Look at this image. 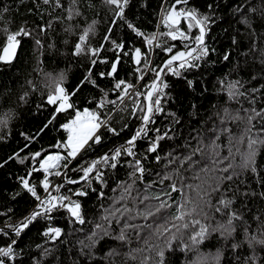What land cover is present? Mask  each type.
Returning a JSON list of instances; mask_svg holds the SVG:
<instances>
[{
    "label": "trees",
    "instance_id": "trees-1",
    "mask_svg": "<svg viewBox=\"0 0 264 264\" xmlns=\"http://www.w3.org/2000/svg\"><path fill=\"white\" fill-rule=\"evenodd\" d=\"M162 0H130L125 16L126 21L131 22L137 29L146 34L161 33L165 31L161 19ZM174 0H166L165 8L171 6ZM62 7L56 6V0H49L45 4L43 0H0V55L3 47L7 43V36L22 28L28 30L31 35H21V41L16 58L10 63L0 62V227H5L6 223H17L30 211L35 202L33 198L20 188L18 176H24L29 170L30 162L20 164L17 158L9 159L13 153H19L20 157L28 156L31 153L48 150L57 151L52 147L58 140L66 139V134L60 125L74 115L73 109L67 112L55 114V118L47 128L44 125L54 115V106L45 103L48 94L51 76L64 74L63 82L66 90L70 93L69 102L76 108L83 110L88 107L95 109V101L101 98V90L107 92L106 100H116L117 94L113 90L115 81L110 77L101 78L99 73L110 69V64L97 63L91 70V80L76 91L77 87L89 75L90 57L81 55L79 58L71 55L72 47L77 42L78 36L83 30L96 21L94 30L89 33L87 43L89 46H104V51L99 55V59H107L111 62L114 59L113 51L109 50L111 45L104 42V36L109 28V21L112 18L111 10L105 6L104 0H60ZM91 4L89 8L87 5ZM214 5L215 23L210 26V31L206 36V44L210 48H215V52L206 58V62H201L198 69L184 71L181 77H174L166 74L164 79L169 84L166 90L168 98L163 102L164 114L155 117V124L151 127L159 128L161 133L171 126L174 130V139H165L160 142V148L156 154H150L147 168L151 169L146 173L144 184L156 178V173L161 175L172 174L177 167L172 164L166 167L168 160L165 159L168 153L173 152L176 156H182L191 151L185 145L196 144V137H199L201 146L205 149L206 155L194 158V168L185 164L181 169V179L193 184V191L188 193L185 185V193L190 194L192 199H196L195 185L201 183L195 180L194 175L208 179L214 176L212 160L213 141L218 149L221 164L216 167H226L232 165L231 173L234 181L225 183L224 189L236 191L234 203L229 208L216 212L215 208L220 206L218 201L220 196L213 194L210 207L206 208L207 216H198L210 233L208 238L199 244L191 242L190 236L195 231H199V226L192 223L191 227L182 229V236L173 242L174 252L167 253L170 264H243L244 258L253 255L245 239L246 235H255L257 238H264V145L258 146L257 168L259 175L246 170L243 167V157L247 152L248 139L264 140V124L259 119L252 122L251 131L244 109L255 107L257 111L264 110V21L259 13L264 12V0H246L242 11L235 9L241 5V0H190L189 7L195 6L201 13H208L207 6ZM7 7V11L4 9ZM254 8L256 14L250 13L249 9ZM71 9L72 19L68 20V10ZM80 13V15H76ZM247 17L252 22L251 27L246 25L243 18ZM126 21H118L111 33V39L123 42L130 51L135 47H141L142 52H147V46H142V38L127 28ZM51 23V29L47 33L41 31L42 28ZM182 27L186 29V22H182ZM255 29V35L253 34ZM70 29V31H66ZM158 31V32H157ZM198 34V30L193 29L192 35ZM238 43L233 45L232 38ZM36 40L42 42V47L36 45ZM68 43L65 44L64 41ZM54 41L55 52L49 50V44ZM169 45H174V52L182 48L179 40L161 41ZM117 53L119 50H116ZM227 52L231 53L230 62L222 59ZM165 52L159 48H154V54L149 56L153 67L162 65L167 58ZM119 65L117 79H125L137 85L141 91V85H146L152 79V73L147 72L143 81H137L133 75L136 67L144 68L143 60L136 66L130 56H122ZM239 65L246 68L240 73L232 72L230 69ZM255 77V79H253ZM242 78L244 90L247 93L245 98L230 100L227 96V81ZM187 80L194 81L193 87H189ZM224 80L225 86L222 88L218 81ZM260 91L252 92V89ZM75 92L74 95L71 93ZM27 94V95H26ZM26 95V101H21V97ZM254 100V103H250ZM93 101V103H89ZM196 107L193 108L192 105ZM39 106V107H38ZM133 107L131 97L127 98L123 105L119 102L115 107L106 105L103 112L111 120L113 127L117 130L124 124L128 128L121 132L119 137L104 132L103 144L94 151L85 154L87 159H95L102 156L109 149L124 143L140 122L130 115L129 110ZM123 108V111H121ZM111 109V111H109ZM227 109L229 116H225ZM175 113L179 118V124H173L167 113ZM240 116L241 119H231V116ZM44 129L43 131H41ZM21 133L35 136L34 140L26 141ZM172 133H170L171 135ZM154 136V133L152 134ZM219 137V139H217ZM27 143V147L25 144ZM147 140L137 142V151L143 155ZM24 149V151H20ZM231 153V155H230ZM161 156L159 163L155 161L156 155ZM79 161L80 158L78 157ZM7 161V163H5ZM73 167L78 166L77 161H73ZM209 168V172L201 171L203 167ZM131 171L127 167V159L122 158L121 165L117 169H107L108 184L103 190L105 199L98 200L97 193L89 192L87 197L79 198L83 205L85 223L70 224L67 220V213L57 215L51 221V226L63 229L62 236L55 242L46 240L40 233L46 226V222L41 219L39 223L27 231L19 240L17 251L23 249V264L39 261V264H142L145 257L149 256L145 249L144 240L137 239L134 232L129 231V240L126 242L117 241L114 238L105 236L100 239L94 248L89 250L82 245L88 244V237L97 231L96 225L107 227L102 217L105 209L115 207H134L130 200H124L120 204L113 205L115 200H119L122 189L118 188L120 181L128 180V173ZM69 176H76V173L69 172ZM37 178H42L38 173L34 174L32 183L37 182ZM54 180V179H53ZM57 182H60L58 180ZM211 180L208 183L211 184ZM166 184L170 181H166ZM144 184L137 182L136 188L143 189ZM179 187V181H177ZM208 185H204L207 187ZM78 185H66L62 191L67 194L69 188H76ZM98 190L99 185H95ZM116 188L115 192L112 189ZM159 191V185L156 186ZM19 192L20 195L13 199ZM247 193V196L244 194ZM154 194V193H149ZM136 192H133V196ZM174 206L163 213L164 219H158V224H164L177 214L176 202L181 201L180 193H172ZM225 198H233L231 191L227 192ZM191 207V205H189ZM222 207V206H221ZM8 209H12L8 212ZM8 212L7 215L3 213ZM237 213L241 219H235L231 227L235 229L227 239L221 236L220 231H213L220 226L229 227L228 221L232 213ZM151 218L148 223H152ZM134 224H144L142 218L131 221ZM183 223V222H182ZM122 226V225H120ZM120 226L113 221L111 225L112 236L119 232ZM171 228V224L168 225ZM247 229V232L245 231ZM8 231L7 228H5ZM149 230H144L141 235L147 237ZM11 234V233H10ZM15 239L14 236H12ZM182 241V242H181ZM161 240L153 238L152 243H161ZM10 243L7 236L0 234V247ZM238 243L240 247L233 248L232 244ZM187 245L185 249L184 245ZM50 249L49 255H44L43 249ZM115 249L116 254L109 256L108 253ZM219 255V260H217ZM255 255L264 264V245H255ZM154 256V253H152ZM134 257V258H133Z\"/></svg>",
    "mask_w": 264,
    "mask_h": 264
},
{
    "label": "snow or ice",
    "instance_id": "snow-or-ice-1",
    "mask_svg": "<svg viewBox=\"0 0 264 264\" xmlns=\"http://www.w3.org/2000/svg\"><path fill=\"white\" fill-rule=\"evenodd\" d=\"M45 4L49 3V0H43ZM130 0H104L105 6H107L112 12V18L109 21V28L104 36V42L111 45L109 50L113 51L114 59L109 62L106 58L99 59V55L104 51V46L100 47L89 46L87 38L89 33L94 30L96 21H93L91 25L86 27L82 34L78 36L77 42L72 47L71 55L79 58L81 55L90 57L89 62V75L84 81L77 87L76 91H79L80 87H83L85 83L91 82L94 86L95 81L91 80V70L97 63L110 64V69L106 72L99 73L101 78L110 77L115 83L113 84V90L117 94L116 100H106L107 92L101 90V98L95 101V109L92 110L85 107L83 110L76 108L69 102L70 93L66 90L63 82L65 76L61 73L58 77L51 76L50 83L48 85L49 91L46 96L45 103L47 105L54 106V115L49 119L48 123L44 125V128L48 127L55 118V114L67 112L69 109H73L74 115L66 122L60 125V128L66 134V139L58 140L52 147L56 149L55 152H49L48 150L37 151L31 153L28 156L20 157L19 153H13L9 159L17 158L20 164L30 162L29 170L24 176H18L20 188L29 194L34 202L35 207L26 213L21 220L17 223H6V228H0V234L7 236L10 243L0 247V264H23L22 256L23 249L17 251L20 238L26 234L27 231L35 227L41 219L46 222V226L40 233L48 241L55 242L63 234V229L60 227L51 226V221L57 215L67 213V220L70 224L78 223L83 225L85 223L83 214V205L79 198L87 197L89 192L97 193V199H105L104 188L107 187L108 179L107 169H117L121 165L122 158L127 159V167L131 169L128 173L127 181H120L118 188L122 189L119 200H115L113 205L120 204L124 200H130L134 207H128L124 204L123 207H115L105 209V214L102 220L107 227H102L100 224L96 225L97 231H94L91 236L88 237L89 243L84 244L81 241V251L84 248L91 250L105 236L114 238L117 241L126 242L129 240V231L134 232L137 239L144 240L145 249H137V251L147 250L148 257H145L142 264H170L167 253L174 252L173 242L182 236V229L191 227L188 223V219L192 220V223L199 226V231H194V234L190 236L191 242L199 244L208 238V229L201 224L198 216H207L206 208L211 205V197L213 194H218L220 199L215 208L216 212H222V210L229 208L234 203L236 197V191L230 189H224V193H221L225 183L234 181V175L231 173L232 165L229 163L226 167L216 165L221 164V158L218 155V149L213 141V154L215 159L212 160L214 176L208 177V179H202L199 175H194L195 180H200L201 183L195 185L196 199L193 200L190 194L185 193V185L188 189V193L193 191V184L187 183L186 180L181 179V169L185 164L194 168L195 160L199 154L200 157L206 155L205 149L201 146L199 137H196V144L190 143L185 145L186 148H190L191 151L182 156H176L173 152L167 154L165 159L168 160L166 167L172 164H176L177 167L173 170L172 174L165 173L161 175L156 173V178L152 179L149 183L144 184L146 173L151 169L147 168V162L150 154H156L160 148V142L165 139H174V130L171 126L167 127L163 133L159 128H153L155 124V117L157 115L164 114L163 102L168 98L166 90L169 88V84L164 79L166 74H171L174 77H181L184 71L198 69L201 66V62H206V58L210 57L215 48H210L206 44V36L210 31V26L215 23L214 5L209 4L207 6L208 13H201L195 6L189 7L190 0H174V3L165 8L166 0L161 2V19L163 21V27L165 31L161 33L146 34L143 31L137 29L131 22L126 21V8ZM246 3V0H241V5H238L235 11H242V6ZM56 6L62 7L60 0H56ZM87 7L91 8L89 4ZM8 9L5 7L4 11ZM250 13L256 14L254 8L249 9ZM80 15V13H76ZM261 20L264 21V12L259 13ZM68 20L72 19L71 9L68 10ZM118 21H126L127 28L131 30L135 36L142 38V46H147L148 51L142 52L141 47L133 46L130 51L126 48L123 42H117L111 39V33ZM182 22H186V29L182 27ZM246 25L251 27L252 22L243 18ZM261 27H264L262 23ZM51 29V23L41 29V31L47 33ZM193 29L198 30V34L192 35ZM70 31V29L66 30ZM253 34L255 35V29L253 28ZM264 35V33H260ZM21 35H31V33L22 28L16 33L7 36V43L3 48V54L0 55V62L10 64L16 57L17 50L20 47ZM181 41L183 44V50L174 52V45H169L161 41ZM36 45L42 47V42L36 40ZM68 43L67 40L64 41ZM233 45L238 41L233 37L231 40ZM154 48H159L165 52L167 58L163 61L162 65L152 66L149 56L154 54ZM119 50L117 53L116 50ZM49 50L55 52L54 41L49 44ZM122 56H130L136 66H139L143 60L144 68L136 67L133 75L137 81H143L147 72L152 73V79L146 85H141L143 91L140 90L137 85L125 79H117L119 73V65L121 64ZM231 53L227 52L223 55L222 59L226 62H230ZM246 68H241L236 65L230 69V73H240L246 71ZM255 79V77H253ZM222 88L225 86V81H218ZM188 86L193 87L194 81L187 80ZM227 96L230 100L239 101L247 96L244 90V81L242 78L230 79L227 81ZM260 91L253 88L252 92ZM75 92L71 93L74 95ZM27 95V94H26ZM26 95L21 97V101H26ZM131 97L133 107L129 110L130 115L137 118L140 122L139 126L131 134L124 143L109 149L102 156L95 159H87L85 154L89 151H94L97 147L103 144L104 132L101 129L106 130L107 133H111L113 136L119 137L121 132L128 128V124L124 123L119 130L113 127L111 120L107 118L103 112L106 105L115 107L119 102L124 104L127 98ZM93 103V101H89ZM250 103H254V100H250ZM39 107V106H38ZM196 107L195 104L192 105ZM111 111V109H109ZM123 111V108H121ZM248 113L247 121L249 128L247 131H251L252 122L259 119L264 124V110L257 111L255 107L250 109H244ZM225 116H229L228 110H224ZM167 116L170 117L173 124H179L180 120L175 113L169 112ZM231 119H241L240 116H231ZM4 122H0V126ZM42 129L41 131H43ZM154 133V136L152 135ZM170 133H172L170 135ZM25 137L26 141L35 139V136L21 133ZM219 139V137H217ZM140 140H147L146 148L143 155L137 151V142ZM264 145V140L260 139H248L247 152L243 157V167L246 170H250L252 173L259 175L257 168V156L258 146ZM27 143L25 147H27ZM24 151V149H20ZM231 155V153H230ZM80 158L78 161L77 158ZM161 160L160 155L155 156V161L159 163ZM73 161H77L78 166L73 167ZM7 163V161H5ZM3 165L0 164V167ZM201 171L207 173L209 168L206 166ZM76 173V176H69L68 173ZM39 174L42 178H37L36 183H32L34 174ZM53 177L58 178L60 182L53 183ZM211 180V184L208 183ZM166 181L170 183L166 184ZM179 181L180 186H177ZM144 184L143 189H137L136 184ZM99 185V190L94 187ZM66 185H78L76 188H69L67 194L62 189ZM159 185V191H156V186ZM204 185H208L204 187ZM117 189H112L115 192ZM41 191L44 195H41ZM231 191L233 198H225L227 192ZM133 192L136 195L133 196ZM180 193L181 201L176 202L177 214L172 216L171 219L165 221L164 224H158V219H164L163 213L174 206V198L172 193ZM154 193V194H149ZM20 193L17 192L16 196ZM247 196V193L244 194ZM264 196V192L261 193ZM191 205V207H189ZM222 206V207H221ZM12 209H8L11 212ZM8 212L3 213L7 215ZM137 218H142L144 224H134L131 221ZM153 221L148 223L149 219ZM241 219V217L233 212L229 218V227L220 226L213 231H220L221 236L227 239L235 231L231 227L233 220ZM115 221V224L120 226L118 234L114 237L111 232V225ZM183 222V223H182ZM171 224V228L168 225ZM149 230L147 237L142 236L141 233L144 230ZM247 232V229L245 230ZM11 233V234H10ZM15 237V239L12 238ZM156 238L161 240V243L153 244L152 240ZM248 246L253 251V255L245 257L243 264H262L255 255V245H264V238H257L255 235L245 237ZM182 242V241H181ZM187 249V245H184ZM235 249L240 247L238 243L232 244ZM44 255L50 254V249H43ZM154 253V256H152ZM116 254L115 249L108 253L109 256ZM134 258V257H133ZM219 260V255H217ZM31 264H39V261L31 262Z\"/></svg>",
    "mask_w": 264,
    "mask_h": 264
},
{
    "label": "built area",
    "instance_id": "built-area-1",
    "mask_svg": "<svg viewBox=\"0 0 264 264\" xmlns=\"http://www.w3.org/2000/svg\"><path fill=\"white\" fill-rule=\"evenodd\" d=\"M180 44H181V46H182V48L180 49V50H183V44L180 42ZM59 179L58 178H54V180H53V183L55 184V183H57V181H58ZM41 195H44V193L41 191V193H40ZM35 207V206H34ZM33 207V208H34ZM32 208V209H33ZM30 212V211H29Z\"/></svg>",
    "mask_w": 264,
    "mask_h": 264
},
{
    "label": "water",
    "instance_id": "water-1",
    "mask_svg": "<svg viewBox=\"0 0 264 264\" xmlns=\"http://www.w3.org/2000/svg\"><path fill=\"white\" fill-rule=\"evenodd\" d=\"M4 48V47H3ZM18 50H19V48H18ZM18 50H17V54H18ZM3 54V49H2V53H1V55ZM17 54H16V56H17ZM16 58V57H15ZM0 228H6V227H0Z\"/></svg>",
    "mask_w": 264,
    "mask_h": 264
},
{
    "label": "bare ground",
    "instance_id": "bare-ground-1",
    "mask_svg": "<svg viewBox=\"0 0 264 264\" xmlns=\"http://www.w3.org/2000/svg\"><path fill=\"white\" fill-rule=\"evenodd\" d=\"M158 32V31H157ZM179 51V50H178ZM58 183V182H57ZM35 206V205H34ZM29 212V211H28Z\"/></svg>",
    "mask_w": 264,
    "mask_h": 264
},
{
    "label": "rangeland",
    "instance_id": "rangeland-1",
    "mask_svg": "<svg viewBox=\"0 0 264 264\" xmlns=\"http://www.w3.org/2000/svg\"><path fill=\"white\" fill-rule=\"evenodd\" d=\"M55 177H53V179H54Z\"/></svg>",
    "mask_w": 264,
    "mask_h": 264
}]
</instances>
